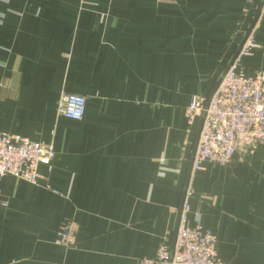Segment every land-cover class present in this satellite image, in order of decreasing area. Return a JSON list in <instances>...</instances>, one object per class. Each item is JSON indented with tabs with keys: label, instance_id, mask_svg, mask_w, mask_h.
<instances>
[{
	"label": "crops",
	"instance_id": "obj_1",
	"mask_svg": "<svg viewBox=\"0 0 264 264\" xmlns=\"http://www.w3.org/2000/svg\"><path fill=\"white\" fill-rule=\"evenodd\" d=\"M262 0H0V133L50 143L37 185L0 177V264H139L172 246L208 97ZM256 47L238 63L264 76ZM82 95L81 121L59 114ZM189 224L225 264H264V146L192 175ZM75 246L55 244L66 222Z\"/></svg>",
	"mask_w": 264,
	"mask_h": 264
},
{
	"label": "built area",
	"instance_id": "obj_2",
	"mask_svg": "<svg viewBox=\"0 0 264 264\" xmlns=\"http://www.w3.org/2000/svg\"><path fill=\"white\" fill-rule=\"evenodd\" d=\"M255 47L251 32L208 108L205 109L207 97L196 95L185 110V121L189 127L206 112L192 164V175L202 171L205 164L226 166L236 154L253 155L260 146H264V76L246 77L237 68L238 63L249 56ZM85 111L84 96L64 94L61 97V116L81 121ZM55 157V149L50 143L0 133V177L12 176L37 185L40 165L50 166ZM191 195L188 188L173 255L170 247L161 245L155 258L141 259L139 264H225L218 254L216 235L205 230L198 218L194 226L189 224ZM77 231L73 222H66L59 230L55 244L65 250L74 248Z\"/></svg>",
	"mask_w": 264,
	"mask_h": 264
},
{
	"label": "water",
	"instance_id": "obj_3",
	"mask_svg": "<svg viewBox=\"0 0 264 264\" xmlns=\"http://www.w3.org/2000/svg\"><path fill=\"white\" fill-rule=\"evenodd\" d=\"M263 5H264V0L261 1L258 13H257L254 21L252 22L251 26L248 28L247 32L245 33L244 37L242 38V40H241V42H240V44H239V46L237 48V51H236L234 57L232 58L231 62L229 63L227 69L225 70V72L223 73L222 77L219 79V81L216 83L215 87L212 89L211 93L207 97V102H206L205 109L208 108V105H209V103H210L215 91L217 90L219 84L223 80V78L226 75V73L229 70V68L236 61V58H237V56H238L243 44L245 43V41L248 38V36L250 35V33L253 31ZM205 115H206V112L204 111L202 113L201 117H200V124H199L198 132H197V137H196V141H195V145H194V150H193V153H192V156H191V161H190V166H189V173H188V177H187V183H186V186H185V190H184V193H183V197H182V201H181V205H180V209H179V213H178V219H177V223H176V227H175L173 243H172V246L170 247L171 255H173V253H174L177 231H178V228H179V225H180L181 215H182V210H183L182 206H183V203H184V200H185V197H186V193H187V190H188V187H189V183H190V180H191V177H192V164H193V160H194V157H195V152H196V148H197V144H198L199 134H200V131H201V128H202V125H203V121H204Z\"/></svg>",
	"mask_w": 264,
	"mask_h": 264
}]
</instances>
